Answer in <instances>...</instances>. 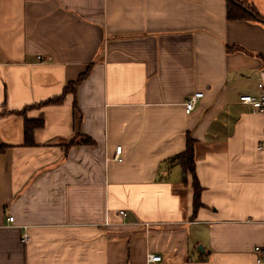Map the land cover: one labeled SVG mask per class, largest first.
Returning a JSON list of instances; mask_svg holds the SVG:
<instances>
[{
    "label": "crops",
    "instance_id": "0c3cea01",
    "mask_svg": "<svg viewBox=\"0 0 264 264\" xmlns=\"http://www.w3.org/2000/svg\"><path fill=\"white\" fill-rule=\"evenodd\" d=\"M263 57L264 25L229 20L226 0H0V264H264V112L239 102L264 86ZM26 118L44 121L32 144ZM77 131L94 144L65 154ZM187 134L193 218L168 162Z\"/></svg>",
    "mask_w": 264,
    "mask_h": 264
},
{
    "label": "trees",
    "instance_id": "16d2710c",
    "mask_svg": "<svg viewBox=\"0 0 264 264\" xmlns=\"http://www.w3.org/2000/svg\"><path fill=\"white\" fill-rule=\"evenodd\" d=\"M226 16L229 20L235 21H257L264 25V16L257 10L255 6L249 3L247 0H226ZM230 49V47H228ZM264 60V57H263ZM89 69L73 82H69L62 91L43 102L36 104V107H42L45 105L60 103L68 93H75L76 87L78 84L87 76ZM25 109L17 111L16 113L25 114ZM74 111V121L79 124L81 120V112L77 107L76 102L73 105ZM2 111H0V114ZM44 126V121L42 119H25L24 120V136L25 143L32 144V134L35 129L42 128ZM196 140H194L189 134L186 136V145L185 149L171 157L168 162L170 164H178L182 171V183L184 185H190L193 189V201H192V218L194 213L198 208L202 206L201 204V192L203 187L201 186L197 173H196V163H195V154L194 149L196 145ZM75 144H94V140L81 132H76L74 137L67 140L62 144L64 153H67V150ZM6 149L5 145H0V152H3Z\"/></svg>",
    "mask_w": 264,
    "mask_h": 264
},
{
    "label": "built area",
    "instance_id": "2783aa9c",
    "mask_svg": "<svg viewBox=\"0 0 264 264\" xmlns=\"http://www.w3.org/2000/svg\"><path fill=\"white\" fill-rule=\"evenodd\" d=\"M51 59L50 56H43V55H37L36 56V60L38 62H47ZM258 89L260 90L259 94L257 95H251V94H241L239 96V102L242 104H246V105H250L252 107L253 110L256 111H263L264 112V86L262 83L258 84ZM203 93L202 92H195L194 94H192L189 98H187V100L184 103L185 106V111L186 113H190L197 101L202 98ZM121 146H116L115 148V155H114V159L116 160H120L121 159ZM117 214L121 217H126L127 216V212L126 210H116ZM8 221H12L13 218L12 216H9L7 218ZM24 240L28 239L27 234L23 235ZM253 252L255 254V261L257 263H261L264 261V247L262 246H255L253 249ZM147 261L148 262H159L161 261V256L155 253H148L147 254Z\"/></svg>",
    "mask_w": 264,
    "mask_h": 264
}]
</instances>
